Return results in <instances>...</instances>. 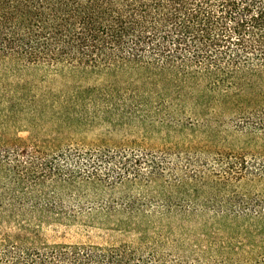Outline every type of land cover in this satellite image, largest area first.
I'll list each match as a JSON object with an SVG mask.
<instances>
[{
    "label": "trees",
    "instance_id": "trees-1",
    "mask_svg": "<svg viewBox=\"0 0 264 264\" xmlns=\"http://www.w3.org/2000/svg\"><path fill=\"white\" fill-rule=\"evenodd\" d=\"M28 72L61 90L32 93ZM0 105L29 128L0 149V264H264V0H0ZM223 118L239 156L215 175L202 156ZM95 125L176 141L72 139ZM79 215L136 239L42 235Z\"/></svg>",
    "mask_w": 264,
    "mask_h": 264
},
{
    "label": "rangeland",
    "instance_id": "rangeland-1",
    "mask_svg": "<svg viewBox=\"0 0 264 264\" xmlns=\"http://www.w3.org/2000/svg\"><path fill=\"white\" fill-rule=\"evenodd\" d=\"M21 78L29 81L31 85V92L48 90L50 92L59 93L61 90V80L56 76H48L41 72H28L24 73ZM11 78L9 77L8 80ZM2 110V105H0ZM228 118V117H227ZM223 118L221 121L211 120L210 129L212 130V139L209 143V153L202 156L203 160H206L209 166L213 169L215 175L222 174L227 169V162L233 160L237 155L239 156V132L236 131V122L231 119ZM106 126L95 125L85 127L79 130L78 134H75L72 139H81L83 142L94 141L97 138H109L111 142H120L122 138L129 140H137L139 143H143L142 146L149 145L150 153L159 155L160 149L164 147H172L175 143V137L169 135L162 138L163 133H148L145 136H141V131L136 128L117 127L115 130L106 131ZM50 130L46 125H40L38 128V136L44 137L49 134ZM29 134V128L21 121L17 122L14 119L0 118V149H11L14 146V139L19 137L20 139L27 140ZM165 139V140H164ZM197 140H193L191 145L196 144ZM198 142H202L198 140ZM3 146V144H6ZM262 144V143H259ZM258 145V144H257ZM3 146V147H1ZM29 149V148H28ZM141 152V149H138ZM184 152L182 148H177L172 154ZM226 152H229L226 154ZM222 153L219 160L217 154ZM228 155H232L230 158ZM174 156L168 158L170 161H174ZM142 169H145L144 167ZM211 189V188H210ZM230 190H238L239 185L231 187L230 185L212 188V193L219 194V200L226 203H236L232 206L233 209H237L239 204V193L233 195ZM42 235L49 241L55 242H91L95 244H108L118 243L125 241H132L136 239L137 234L129 228L125 230L117 227L112 221H100V219H89L85 216H76L74 220H58L43 224L41 228Z\"/></svg>",
    "mask_w": 264,
    "mask_h": 264
}]
</instances>
